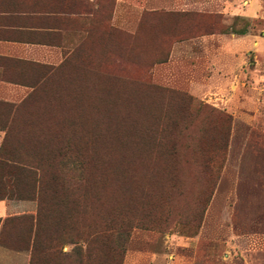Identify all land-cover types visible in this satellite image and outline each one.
<instances>
[{
    "label": "rangeland",
    "instance_id": "obj_1",
    "mask_svg": "<svg viewBox=\"0 0 264 264\" xmlns=\"http://www.w3.org/2000/svg\"><path fill=\"white\" fill-rule=\"evenodd\" d=\"M242 1L142 14L129 31L103 0L56 66L5 74L28 89L0 100V149L79 167L35 233L6 225L29 264H264V0ZM182 21L193 27L168 28ZM204 34L229 41L169 60ZM4 181L0 170V197Z\"/></svg>",
    "mask_w": 264,
    "mask_h": 264
},
{
    "label": "crops",
    "instance_id": "obj_2",
    "mask_svg": "<svg viewBox=\"0 0 264 264\" xmlns=\"http://www.w3.org/2000/svg\"><path fill=\"white\" fill-rule=\"evenodd\" d=\"M103 0H0V100L17 101L25 94L26 85L7 80L8 71H38L54 67L62 59V51L71 46V39L87 35V22L95 20ZM242 0H113L112 25L129 31L139 22L138 16L148 13H225L243 12ZM121 7L126 8L123 19ZM168 28L191 29L189 23ZM185 24V25H184ZM162 26V23H159ZM190 27V28H189ZM216 41L220 48L229 41L226 35L208 34L174 42L172 61L186 53L192 44ZM202 42V43H200ZM67 47V48H66ZM3 91V92H1ZM37 205L31 200L0 199V236L8 218L34 216ZM27 249L13 250L0 244V264H29Z\"/></svg>",
    "mask_w": 264,
    "mask_h": 264
},
{
    "label": "trees",
    "instance_id": "obj_3",
    "mask_svg": "<svg viewBox=\"0 0 264 264\" xmlns=\"http://www.w3.org/2000/svg\"><path fill=\"white\" fill-rule=\"evenodd\" d=\"M61 158L60 164L53 166L52 164H45L41 159L14 153H7L0 149V170L3 172L5 183H9L11 189H13L11 194L0 197V199L9 200H31L35 201L37 205L36 216H23V217H13L8 218L3 221V228L6 229V225L17 221L19 219L29 220L32 230L36 231L39 226L40 213L45 205L61 204L66 202V197L63 194L65 187L63 184L66 183L62 180L65 172L71 169L72 171H79V167L68 164L65 161V156L63 154L59 155ZM23 183V188L19 189L17 186L19 182ZM0 244L13 249L21 250L27 249L19 246L12 245L8 243L3 237L0 236Z\"/></svg>",
    "mask_w": 264,
    "mask_h": 264
}]
</instances>
